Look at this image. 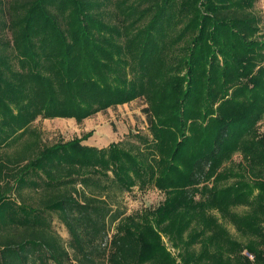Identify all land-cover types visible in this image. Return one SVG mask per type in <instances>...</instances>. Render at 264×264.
Listing matches in <instances>:
<instances>
[{
    "label": "trees",
    "instance_id": "obj_1",
    "mask_svg": "<svg viewBox=\"0 0 264 264\" xmlns=\"http://www.w3.org/2000/svg\"><path fill=\"white\" fill-rule=\"evenodd\" d=\"M255 4L0 0V150L17 148L0 158V264H176L162 236L182 264H264ZM137 99L151 115L137 142L98 148L84 144L89 133L43 145L33 129ZM136 187L165 199L132 212L124 199Z\"/></svg>",
    "mask_w": 264,
    "mask_h": 264
},
{
    "label": "rangeland",
    "instance_id": "obj_2",
    "mask_svg": "<svg viewBox=\"0 0 264 264\" xmlns=\"http://www.w3.org/2000/svg\"><path fill=\"white\" fill-rule=\"evenodd\" d=\"M254 12L262 20L261 28L264 33V0H256ZM150 121L151 115L147 108L146 101L144 99H137L129 104L112 107L106 111L100 112L82 123L76 122L74 119H38L33 124V129L38 132L43 145H52L60 140L71 141L75 138H82L92 133V136L85 140L84 144L96 146L98 148H106L109 144L122 140L137 142V138L135 137L137 134L141 136H150ZM16 149L17 148L14 147L0 150V158H2L6 152L7 154L12 153ZM240 159L241 157L239 155L234 157L236 162ZM29 195L37 199L35 194L32 195L29 193ZM164 199V193L158 190L157 187H151L146 190L136 187L132 193L126 195L124 202L130 211L136 212V210L138 211L141 209L147 211V209L157 208ZM247 210L246 207L242 206L234 208V212L238 214H245ZM214 215L222 221V224L227 227L232 236L239 240L243 239L236 231L234 225L226 221L227 219L222 218L217 212H214ZM54 228L63 238H67L68 233L59 220H55ZM162 238L163 244L175 259L176 264H182L181 257L179 256V249L170 242L168 237L162 236ZM196 248L198 249L199 246ZM245 254H247V252H245Z\"/></svg>",
    "mask_w": 264,
    "mask_h": 264
},
{
    "label": "built area",
    "instance_id": "obj_3",
    "mask_svg": "<svg viewBox=\"0 0 264 264\" xmlns=\"http://www.w3.org/2000/svg\"><path fill=\"white\" fill-rule=\"evenodd\" d=\"M251 259H253V257L251 256V255H249V254H247Z\"/></svg>",
    "mask_w": 264,
    "mask_h": 264
}]
</instances>
